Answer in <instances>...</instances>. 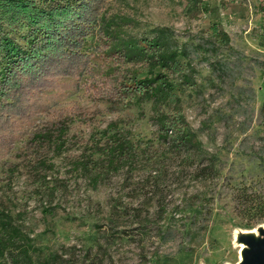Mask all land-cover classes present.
Masks as SVG:
<instances>
[{
    "label": "rangeland",
    "instance_id": "rangeland-1",
    "mask_svg": "<svg viewBox=\"0 0 264 264\" xmlns=\"http://www.w3.org/2000/svg\"><path fill=\"white\" fill-rule=\"evenodd\" d=\"M29 1L51 9L79 0ZM85 1L102 17L84 42L90 62L82 86L75 90L69 87L75 78L59 77L55 88L39 94L52 95L55 109L79 108L86 117L74 116L58 151L53 142L28 141L48 125V111L14 122L23 133L10 149L0 148V208L31 244L34 262L235 263L236 233L264 224V205L252 199L264 190V0ZM6 3L0 0V37L22 44L26 26L11 20ZM215 26L227 43L180 57L167 71L173 95L160 106L139 93L98 97L109 86L102 74L146 73L143 61L113 50L114 36L140 42L166 28L184 48L215 40ZM2 57L0 51V63ZM218 60L222 73L212 65ZM161 112L182 117L199 147L176 146L160 132ZM116 129L134 142L136 159L95 182L78 160ZM209 162L213 177L197 178Z\"/></svg>",
    "mask_w": 264,
    "mask_h": 264
},
{
    "label": "trees",
    "instance_id": "trees-1",
    "mask_svg": "<svg viewBox=\"0 0 264 264\" xmlns=\"http://www.w3.org/2000/svg\"><path fill=\"white\" fill-rule=\"evenodd\" d=\"M5 1L13 11L11 20L25 24L26 32L21 37L22 44L12 38L0 37L3 54L0 63V148L10 149L23 133L22 129L15 128L14 122H27L37 112L48 111V125L40 132L28 134V141L35 147L53 142L54 149L58 151L65 143V132L74 116H86L79 108L55 109L52 95L46 99V95H40L39 91L55 88L59 77L75 78L69 85L75 90L82 86L79 79L90 62L89 54L83 51L84 42L102 16L92 3L85 0L67 1L51 9L37 6L29 0L22 3ZM214 35L215 40L207 41L208 44H188L184 48L179 47L173 31L166 28L158 29L153 38L140 42L121 39L119 43V38L114 36L113 50L120 51L127 60L143 61L146 73L138 77L132 71L127 75L108 71L102 74L101 79L109 86L98 97L139 93L151 98L155 106H160L173 95L174 88L167 71H174L181 64L180 57H188L198 47L216 52L217 41L227 43L223 30L216 27ZM212 65L215 71L222 73L225 70L221 60L212 62ZM156 68L158 70L154 71ZM157 118L159 131L177 142L176 146L186 149L199 147L195 133L185 127L182 117L179 116L177 121L161 112ZM90 150L85 158L78 160V164L91 172V180L95 182L103 181L110 172H116L125 165H132L137 155L134 142L118 129L108 133L106 139L95 147L91 146ZM43 156L38 160L41 165L48 162ZM212 174L213 163L209 162L198 170L196 176L207 179L213 177ZM252 199L264 205V190L255 193ZM160 209L161 214L165 208ZM259 216L260 220L264 219V213ZM31 247L20 228L14 225L12 216L0 208V264H59L51 263L49 259L34 262L29 255Z\"/></svg>",
    "mask_w": 264,
    "mask_h": 264
},
{
    "label": "water",
    "instance_id": "water-1",
    "mask_svg": "<svg viewBox=\"0 0 264 264\" xmlns=\"http://www.w3.org/2000/svg\"><path fill=\"white\" fill-rule=\"evenodd\" d=\"M236 242L239 248V259L233 264H264V224L253 229H241Z\"/></svg>",
    "mask_w": 264,
    "mask_h": 264
},
{
    "label": "bare ground",
    "instance_id": "bare-ground-1",
    "mask_svg": "<svg viewBox=\"0 0 264 264\" xmlns=\"http://www.w3.org/2000/svg\"><path fill=\"white\" fill-rule=\"evenodd\" d=\"M240 246H242V244L240 243ZM240 248V247H239Z\"/></svg>",
    "mask_w": 264,
    "mask_h": 264
}]
</instances>
